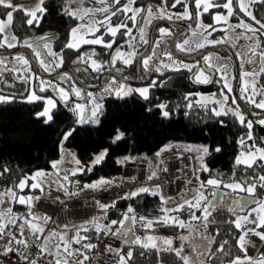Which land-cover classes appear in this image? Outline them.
<instances>
[{"label":"trees","instance_id":"obj_1","mask_svg":"<svg viewBox=\"0 0 264 264\" xmlns=\"http://www.w3.org/2000/svg\"><path fill=\"white\" fill-rule=\"evenodd\" d=\"M125 1L121 0V5L125 4ZM108 3L112 4V8L116 7L112 0H108ZM217 3H223V0H218ZM186 4L189 6V12L193 14V19H176L175 15L167 11L168 14L173 15L172 20L154 18L151 24L145 25L143 17L147 16V11H143L141 15L137 16V26L128 21V25L132 29L131 36L122 35L121 33L125 30L121 29L115 37L116 42L111 49L93 45L82 46L77 50L65 48L66 43L69 42L71 29L77 27L81 21L64 13L68 9L74 10L81 7L79 0H71V2L70 0H43L41 6L45 12L42 16L38 12L37 16L40 17L38 25L35 23L32 26L27 25L26 20L29 17H26L23 11L14 12L10 29L18 42L27 40L35 45L42 38H50L52 52L63 59L61 67H55L54 70L71 69L78 83L87 86V81H95L96 79V77L88 75V58L101 63L102 69L105 70L110 67L123 66V61L120 59H117L115 64L111 61L110 54L114 55L117 48L125 53L133 51L138 55L143 53L146 44L140 42V27L145 28L144 35L147 40L149 29L157 20L181 22L186 26L187 31L176 39L175 44L182 42L189 34H192L196 27L194 0H188ZM134 6L142 9L151 7L154 15H158L161 8L165 9L164 0H135ZM83 7L99 8L101 5L94 3L93 0H85ZM233 7L236 12V15L231 17L233 23H236L240 18L245 21L249 20L239 11L237 2L234 3ZM8 11L11 9L0 7V19L5 20ZM171 11L182 13L184 6L177 5ZM217 11H221V8L211 9L209 13L202 15L204 23L211 24V16ZM252 13L257 20L264 21V4H254ZM103 18L101 13H96V19L102 20ZM123 20H125V16L118 13L117 16L112 17V24H119ZM162 27H166L172 36L180 30V27L176 25L157 24L153 29L152 44L160 36L159 29ZM235 32L243 34L241 30L235 28L215 32L210 36H201L207 41H224V43H212L206 47L211 48L228 43L227 36ZM96 35L103 36L105 42L113 39L106 34V28H100ZM250 35L252 36V34ZM255 36L262 45L261 35L256 34ZM1 41L2 35L0 33ZM234 46L237 48L236 44ZM34 48V53L30 49H26L44 74L40 65V59H43L42 50L40 46ZM231 48L233 49V47ZM17 49H19V45L12 48L3 46L0 47V52ZM261 50V48H257V51ZM93 52L95 55L90 57L89 54ZM216 52L222 56L231 57L230 52L225 48H220ZM80 56H83L84 59L80 60ZM136 56L133 57L132 63L127 66L129 70L126 72V79L134 78L133 62ZM158 56L155 55L151 62L158 63L155 60ZM201 58L202 55L184 62L200 61ZM54 59L56 58L54 57ZM142 60L138 62V82L135 85L150 86L148 98H142L137 93L131 92L123 98L105 99L102 112L98 117V124L95 127L89 124L75 125L72 113L60 103L51 111L52 120L45 123L46 119L38 116V113L44 109V101H26L27 93L24 91V84L19 82L16 75L5 72L0 65V93L10 98V100L0 101V192L8 189L17 190L22 179H27V186L22 192H35L36 189L30 190L32 184L30 176L38 171H50L52 169V163L60 158V144L64 134L71 132V136L64 141V146L73 151L76 161L78 160L80 167L85 169V171H78L69 177L70 184L67 190L71 192H78L86 184L99 179L112 180L121 176L125 165L129 163L144 165L146 167L145 174L152 176L155 172L154 177H156L161 166V160L157 153L161 148L165 146L185 148L188 145H193L209 149L205 157L207 171L197 173L198 183H203L208 187L207 180L216 179L220 182L219 187H217L219 190H222L225 184L233 182L245 186L255 183L257 188L251 198L255 201L263 199L264 187L259 186L258 177L264 175V160H256L252 168L236 165L235 161L241 153L248 152L253 147L264 149V125H261L259 120H251L242 107H240V111L245 116V124H241L233 112L217 116L212 112L211 106L196 103V93H217L222 90V78L217 72H215L212 83L204 87L195 85L194 81L190 80L191 72L183 69L157 71L151 68L140 73L139 68ZM29 71L34 73L33 87L35 89L37 79L40 78L35 75V69L30 62ZM153 81L156 82L155 85H153ZM256 86L262 88L259 84ZM239 87L240 78L236 87L237 93H239ZM247 93H245L242 101L248 106L252 114L263 113L264 110L259 111L248 102ZM260 98V95L256 96V100ZM232 100L233 96L228 100L227 108H229V101ZM159 105H165V108L161 109ZM163 111H167L169 115L165 117ZM249 121L252 122L251 130L246 127V123ZM249 131H251V140L247 138ZM119 133H123L122 138L113 143ZM241 140L244 142L247 140V142L241 145ZM217 148L220 151H216ZM105 151L107 155L104 160L99 164H93L94 159ZM126 157L127 160H125ZM118 161L123 162L118 163ZM88 168L92 170L87 171ZM254 204L256 203H252L246 208ZM16 207L14 202V209ZM129 207L134 210L132 213H128ZM162 209H164V199L161 200L160 194L140 193L135 197L129 196L124 200L117 201L106 210L94 208V215L89 221L100 218L101 225L117 227L118 223L112 224V221L123 220L127 214L128 216H135L137 221H141V223H136L133 226L137 234L145 235L147 231H150L158 236L170 237L173 241L179 239L185 232L184 227L155 223V221L163 218ZM229 209L227 206H220L216 203V209L212 211V215L209 217V220L213 222L209 223L207 229L202 224L200 229L204 235H196V240L206 237L212 241L208 253L203 258L205 264H219L221 261H225L227 256L234 254L241 232L231 223L237 219L239 214L235 211H229ZM22 217L29 219V207H25L18 218ZM140 217H144L145 220H140ZM147 220L154 221L150 229L142 226ZM17 222L23 223V219H19ZM130 228L131 225L120 226L118 233L120 238L128 237ZM123 231L125 234H121ZM260 231L264 232V229H260ZM82 234L86 239H82L76 247L82 246L84 243L94 245L98 240L107 237L108 232L101 228L97 232L95 226H91L88 231H83ZM224 241L227 243L225 244ZM221 245H223L222 251L218 250ZM129 251L132 252L131 259H127ZM52 253L55 255L57 253L59 255L67 254L61 248H57L56 252ZM121 256L125 257L128 264H183V259L177 256L175 251H158L156 248H144L141 244L129 242L120 243L114 259Z\"/></svg>","mask_w":264,"mask_h":264},{"label":"snow or ice","instance_id":"obj_2","mask_svg":"<svg viewBox=\"0 0 264 264\" xmlns=\"http://www.w3.org/2000/svg\"><path fill=\"white\" fill-rule=\"evenodd\" d=\"M71 2V0H70ZM81 7L76 8V9H68L65 11L64 14L72 17L73 19H79L81 21V23L77 26V27H73L71 29V35H72V39L71 41H69L68 43H66L65 48L67 49H79V47L82 44H91V45H102L105 48L111 49L113 48V45L115 44V37L117 36L118 33H120L121 29H124L125 31L123 33H121L122 35H128L131 36V32L132 29L129 27L128 25V21L132 22V25L137 26L138 22H137V16L141 15V13L143 11H147V16L143 17L144 19V23L145 25L151 24L152 19L156 18V19H169L172 20L174 17L173 15L168 14L167 10L164 8H161L158 12V15H154L153 13V9L151 7L147 8V9H142V8H138V7H133L135 0H127L126 4L121 5V0H112V3L116 5L115 8H112V4L108 3V0H93L94 3H98L101 5V7L99 8H86L83 7V3L84 0H79ZM238 2V6H239V11L242 12L245 16H247L250 20L254 21L255 24L259 25V28L253 27L252 24L246 23L243 20L240 21V23L236 24V25H232L229 24V18L233 17L234 15H236V12L234 11V3ZM43 4V0H40V4L37 5V7L34 10H27V9H22L20 8V6L18 5H13L10 0H0V7H3L5 9H11V11H8L6 13V20H2L0 19V33H3L5 31V28L9 25L12 24L13 22V13L17 12V11H23L26 17H29L26 20L27 25L32 26L34 23L35 24H39L40 23V17L37 16V13H41V16L43 15V13L45 12V9L41 6ZM194 4H195V8H196V12H195V19L198 21L196 24V28L197 29H202L204 31H207V28H211L212 31H216V27H214V25H207L205 26L202 22H200V16L203 13H209V10L211 8H223L226 10V15L225 14H216L213 16V21L214 24H227L229 29H235V28H242L244 29L246 32L248 33H252V36H245V39H252L253 36H255L258 32L260 33V35H264V21L261 20H257V18L253 15L252 11L250 10V5L252 4H264V0H247V3L245 2V0H223V3H217L216 0H194ZM177 5H183L184 6V12L183 13H177L175 14V18L176 19H193V14L189 12L188 10V5L185 4L184 0H174V3L171 4L172 8H175ZM111 9V11H110ZM202 9V11H201ZM96 13H101L103 15V20H98L95 19V15ZM119 14H123L125 16V20L121 21L119 24H112V17L117 16ZM129 13H131V15H129ZM85 21H87V23H85ZM100 28H106V34L111 35V37H113V39L111 41L105 42L103 39V36H97L96 33L100 31ZM140 31V42L147 44L148 40L145 39V28L144 27H140L139 28ZM160 32V36L161 38L165 37V36H169L171 35V33L166 29V28H160L159 29ZM208 35H211V32L207 33ZM198 35H202L201 32H197V31H193L191 36H189L186 39H183L182 43H177L175 45V47L180 50V51H186L189 50L186 48V46H188L190 43L194 45L195 49H200L203 48L205 46L204 43H201L199 40H193V37H196ZM241 34H237L238 38ZM92 37V38H87V37ZM12 40H15L16 37L13 36L11 38ZM43 39V38H42ZM207 43H224L223 40L220 41H206ZM7 44V47L12 48L15 47L16 45L8 42L7 38L5 39V41L0 42V47H3L4 44ZM25 46L31 48L32 45L28 42H25ZM157 46H159V44H157ZM44 47L46 49H48V53L51 56H54L56 59L54 61L55 63V67L59 68L61 67L62 63H63V59L62 57L57 56L56 53L52 52L49 44L45 43ZM129 47H131V44H129ZM260 42L257 41L255 48H250L249 51L252 52L253 55L256 54L255 49L256 48H260ZM35 51V50H34ZM95 53H91L89 54V56H94ZM111 55V61L113 64H115V62L117 61V59H120L123 61V63L125 65H129L132 63L133 61V57L138 55L135 51L133 52H128L125 53L123 51H121L119 48L116 49L115 54H110ZM165 55L168 56L169 59H172L171 57V53H165ZM260 56L262 61H264V51L260 52ZM80 60H83L84 57L80 56L79 57ZM143 59V65L144 67L147 69L149 67L150 61L152 60L151 56H147L142 58ZM17 63L18 64H22V65H28L29 61L27 59H25L22 55H19L16 57ZM204 61L205 64L207 65L208 69H215V71L220 72L221 68L220 67H216V65H214L211 62V58L208 56L204 57ZM0 63H3V61H0ZM40 64L41 67H43L45 69V71L49 70V63L44 61V60H40ZM91 66L93 68L94 71H100L102 70L103 65L98 63L95 60L91 61ZM163 67L167 68L169 67V65L165 64L163 65ZM180 67L183 68H188L189 70H191V67L189 65H178L175 67V70H179ZM157 71H159V69H157ZM260 73H264V67L261 68ZM260 73H244L245 77L248 76H252V77H256L258 75H260ZM225 74H226V68H225ZM196 81L199 83H209L210 82V78L208 75L205 74L204 70H199L196 73ZM153 85H155V81L152 82ZM224 87L229 88L230 86L225 83ZM45 86L43 84H41L40 86V91L44 92ZM60 97V100L65 102V104L68 103L69 101V96L70 94H74L77 97L81 96V91L76 89L75 87L71 88V93L69 91H66L64 88H57L55 89ZM112 91V89L106 88L105 92L106 93H110ZM133 91V89H127V91H124V86L121 85V88L117 90V95H126L129 94ZM135 91H138L139 94L144 97L145 99L148 98V88H142V89H136ZM243 92H248V87L245 86L242 89ZM252 93L253 95L248 96V102L254 104V106L256 108L259 109H264V100H260L259 102L256 101L255 99V95H256V89H255V84L253 83L252 85ZM91 99H95V97H92L91 94H89ZM5 98L0 96V100H4ZM29 101H36V100H40V99H44L40 96H37L35 93L31 94L28 97ZM227 97H224V101H220L219 103H224L227 101ZM233 103H235V101H233ZM45 104L46 106L44 107L43 111L38 113L39 117H46L47 119L45 120V123L49 122L52 120V114H51V109L56 107V103L54 102V100L52 98H47L45 99ZM159 107L161 109L165 108V105H159ZM101 105L99 104H93L92 108H91V115L90 117L86 118L85 117V108L83 105L77 104L75 106L74 109H71L72 111L76 112L79 116V123H87L89 122V119L91 120V122L95 123L97 122V120L95 119L97 117V113L100 110ZM227 112H233V114L239 119L241 124H245V118L243 116V114H241L239 111H233L231 108H229L227 110ZM227 112H222V111H215V115L220 116L222 114H227ZM163 115L165 117H167L169 115V113L167 111H163ZM259 123L261 125H264V119H261L259 121ZM246 127L251 130L252 129V122H247L246 123ZM71 132H68L66 134H64L63 139L67 140L69 138V136H71ZM123 136V133H119L116 137L115 140L113 141V143H115L116 141H119ZM249 140L252 138L251 137V131H249L248 133V137ZM241 145L244 144V140L240 141ZM190 150V149H189ZM201 151L206 155L209 152L208 148H202ZM216 151H220L219 148L216 149ZM256 153H259V159L260 160H264V149H259L256 148L255 149ZM107 155V152H102L100 153L96 159L93 161V164H99L101 163V161L104 160L105 156ZM128 158L126 157L125 160H127ZM202 159V157H201ZM256 155L250 150L248 152L247 155H245L244 153H241L240 156H238L236 158V165H241L244 164L247 168H252L254 163L256 162ZM123 161H118V163H122ZM76 164L79 165V161H75ZM53 168L57 167V162H53L52 164ZM91 168H88L87 171H91ZM205 171H207V169H203ZM78 171H85V169L83 167L77 168L76 170H74L72 172V175H75L76 172ZM43 173L42 172H37L36 176H42ZM155 176V172H153L152 176L149 177V179H152ZM64 179L67 180L68 176L65 175ZM258 181H259V186L260 187H264V175L259 176L258 177ZM99 184H105L108 183L107 181H100L98 182ZM207 185H211L214 187H219L220 182L217 181L216 179H209L207 180ZM27 185V179H22L19 182L18 187L23 190L24 187ZM61 188H63V184L59 185ZM205 185L202 183L201 184V188H203ZM40 185L38 183H33L31 184V188L33 189H37L39 188ZM85 187H97L96 184L93 185H86ZM224 187L227 188H231L234 191H243V192H247L249 194V196L254 195L255 190L257 188V184L255 183H250L247 186L245 185H241L240 183H233V184H227L224 185ZM42 191V188L40 189ZM65 191H67V189H65ZM140 193H150L152 195H157L158 193L156 191H151L148 188H144L141 187L137 192H132L130 194V196L135 197L137 195H139ZM3 195H10L15 197V193H13L11 190H9L7 193H0V197H2ZM69 195H73V193H69ZM125 198H128L127 196ZM213 198L215 199V193H213ZM39 197H19L18 202L20 204H26L29 209H31V205L33 200H38ZM195 199V202L193 203V201H184L183 204L178 205L175 209H162V211L165 213V216L162 219H159L157 221H155V223H159V224H163L166 226H175L178 225L179 227L183 228L185 227V224L183 221L179 220L178 217H172L167 215L168 212L170 211H176L179 212L181 211L185 206H187V208L189 210L192 209H197L200 210L202 212V216H197L195 214V212H192V219L194 220H202L203 222V227L205 229L208 228L209 223H212L213 221L209 220V217L212 215V211H214L216 209V205L212 203L211 200H207L203 194H199ZM161 200L163 201V197H161ZM2 202V201H0ZM238 206L240 207L241 210H243L244 208L247 207L249 201H245V200H241L238 201ZM251 203H256L258 204V208H253L250 209L248 212V215L246 216H242V217H238L235 221H232L231 223H233L235 225V227L237 229H240L242 227V223H251L253 225H255V227L253 229H250L249 231L252 232L253 235H257L260 237L261 240H264V232H259L256 231V229H264V215H261V213H264V202H260V201H251ZM102 210H106V208L108 206L105 205H101L100 206ZM134 210L129 207L128 208V213H132ZM229 211H235L234 209L230 208ZM256 213V217L253 219L252 214ZM29 215L32 216V219H28L27 217H22V218H18V217H14L11 215V209L8 210L7 213L5 214H0V240H3L4 246L2 248V250H0V254L3 255H8L9 253H15L17 256H19L22 260L26 261L27 264H37V262L35 260H29V255L26 251H22L19 248H14L12 245L16 244V245H21L22 248L24 250H27L30 245L27 241L26 238H18L17 235L12 232L10 230V226L15 227L19 230L20 233V237H26V229H28L29 231H31L32 236L35 240H40V236L37 235L38 233H43L44 229L42 227H40L39 225H37L36 223H33V220H39V219H43L44 223H47L48 219H50L49 217H44V218H40V217H35L34 215L31 214V212H29ZM5 216L8 217L7 219V223H3L2 221L4 220ZM19 219H23V223H18L17 221ZM125 220H131L133 223L136 222V217L135 216H128L127 214H125L124 217ZM140 220L144 221L145 218L144 217H140ZM121 224L123 225L124 220H120V221H112V224ZM154 221L151 220H147L143 226L145 228H151L153 225ZM93 224L97 230V232L100 231V225L97 224L95 221H93ZM83 231H88L87 228H83ZM117 233H113V235H116ZM247 233H245L244 235H241L239 237V242H240V248L241 250H244V244H245V236ZM78 238H76L74 240L75 243H80L81 239H86V237H80L79 233H77ZM61 240H63V236L60 237ZM47 239V238H46ZM182 240H188L189 237L184 236L181 237ZM204 239H207L206 237ZM154 238L149 236L146 237V242L141 243V240L139 237H136L134 240L131 241V243L133 244H141L142 247L144 248H157L156 243L153 242ZM212 241H208V243H211ZM164 243L166 245H168V248L164 249V251H175L177 256H181V252L182 249H173L171 247L172 245V241L171 240H165ZM224 243L226 244L227 241H224ZM57 247L59 248L60 245H57ZM85 248H93L94 245L91 244H86L84 245ZM198 245H194L192 251H197L198 250ZM70 249V245L68 243L64 244V251L67 253L68 256L73 255V253L69 250ZM40 252L43 253L46 250V245L45 246H40L39 248ZM158 251H160V249L157 248ZM220 251L223 250V245H221L220 249H218ZM57 255H59V253H57ZM132 258V252L129 251L127 253V259H131ZM181 258L183 259V264H195L194 261H190V258L186 255L181 256ZM85 259H87V257H85ZM245 260L247 261V264H264V256L261 257V259L259 261L253 262L251 261L249 258L245 257ZM56 264H61V260L57 259L56 260ZM64 264H68V261L65 260ZM120 264H126V260L125 257H121L120 260ZM231 264H244V262H242L240 260V258L238 257L236 260L231 261Z\"/></svg>","mask_w":264,"mask_h":264},{"label":"rangeland","instance_id":"obj_3","mask_svg":"<svg viewBox=\"0 0 264 264\" xmlns=\"http://www.w3.org/2000/svg\"><path fill=\"white\" fill-rule=\"evenodd\" d=\"M34 1L37 2L39 0H32V2H34ZM185 1L186 0H184V2ZM126 3H127V1H125V4ZM170 3L171 4L174 3V0H172ZM37 5L33 6L34 8L31 10H34L37 7ZM133 7H135V6L133 5ZM129 15H131V13H129ZM95 19H96V15H95ZM162 28H166V27H162ZM237 34L238 33H236V32L234 34L230 33L229 36H227L228 43H226V45H228V46L230 45L231 47H233L232 50L236 56V59H237L238 65H239V69H240V87H239V93H237V94H238V97L242 100V98L245 97V93H246V92H243L242 89L245 86H247L248 87V93L246 94V97L253 95L252 85L254 83L255 89H256L255 99H256V96L258 94L261 97L260 99L256 100L257 102H259L260 100H264V87H262L260 89V88H257L256 85L257 84L260 85V82H259L260 78L262 75H264V73H260L261 68L264 67V61H262L261 56H260V51H257V48L255 49V51H256L255 55H253L252 52L249 51L250 48H255L256 42L258 40L256 37H252V39H245L244 38L245 36H251L250 34L239 33V34H241L239 36V38H238ZM1 35H2V41L1 42L5 41V39L7 38L8 42H11L15 45H19V48L30 49L33 53L35 50L34 47L40 46V48L42 50V56H43V59H40V60L47 61L50 65L48 71H45V69L42 67L44 74L45 75H51V74L56 72V70H54L55 69L54 56L49 55L48 49H46L44 47L45 43L49 44V46L51 45V39L50 38L41 39L38 42H36L37 44H35V45L31 44L27 40H22V41L18 42V41H16V39L15 40L11 39L13 37V34L11 32L10 25L5 28V31L3 33H1ZM189 36H191V34H189L186 38H188ZM193 40L194 41L199 40L201 43H204L205 46L203 48H200V49H195L194 45L190 43L188 46H186V48L189 49L186 51H180L175 47L176 53H178L180 55L193 54V53H196L200 50L206 49L207 46L212 44V43H207L206 42L207 40L205 38L203 39V36H201V35L193 37ZM25 42L30 43L32 45V47L31 48L26 47ZM238 42H240V43H238ZM179 43H182V42H179ZM235 44H236L237 48H235V46H234ZM220 45H222V44H220ZM4 46L7 47V44L5 43ZM170 52L168 51V53H170ZM19 55H22L25 59H27L26 56L22 52L16 53V54L11 55V56H0V61H3V63H0V65H1V68L5 70V72L12 73L13 75L17 76L18 80L24 81L25 87H26L25 93H27L25 100L29 101L28 97L31 94L35 93L37 96L44 98V99H40V100L44 101V107H45L46 106L45 99L52 98L54 100V102L56 103V105L58 103H60L62 106H65L69 109V111L72 113V115L74 117L75 125L89 124V125L95 127L98 124V117L102 112L103 101L105 99H107V98H123L126 95H128V94L117 95V90L121 88V85L124 86V91H127V89L130 88V89H133L132 92H138L135 90L148 87L146 85L145 86H141V85L139 86V85H135V84L131 85V84L122 82V81H120V80H118L112 76H103L100 80V83H98L97 82L98 77L101 74H103L104 72H108V71L115 73L120 78L126 79L127 78L126 72L129 70V68L127 67L128 65H125L123 63L122 67H117V68L116 67H112V68L110 67L109 69H105V70L102 69L100 71H94L92 66H91L92 59L88 58L87 59L88 60V68H89L88 75H90V77H96L95 81H87V84H88L87 86L92 87L91 89L86 90V89L81 88L79 85L75 84L72 81V79L66 74H62L59 78H57L55 80L54 79L43 80L42 78L39 77L40 79H37V85H36L37 89L36 88L34 89V87H33V76L34 75H33V73H30V71H29V63H28V65L18 64L16 57ZM155 55L161 56V59L159 56H158V58L156 57V59H155L156 62H158V63L155 62L156 64H154L151 62L152 61L151 60L149 67L146 69L143 65V60H142L141 64H140V68H139L140 73L142 71L146 72L151 68L156 69V70L159 69V71H162V70L177 71V70H175V67L183 64V65H189L191 67V70H189L188 68L187 69L192 73L191 74L192 81H194L195 83H198V84H206V83H199L196 81V73L199 70H204V68H206L207 70H213L214 72H217V71H215L214 68L208 69L207 65L205 64L204 57L208 56L211 58V62L214 65H216V67L221 68V71L217 72V74L222 78V81H221L222 84L226 78L230 77V75L233 76V70H232L233 59H232V57H225V56L218 54L217 52L216 53H214V52L206 53V54L202 55V58H201L202 60L195 61V63H192V62L187 63V62L180 61V60L178 61L172 55H171L172 59H169L168 56H165V58H164V54H161L160 50L159 49L156 50V46H153V48L151 49L148 56H151L153 59V57ZM222 57L224 59L227 58V61L229 62L228 65H224V62L220 59ZM201 63H202V66L200 65ZM165 64L169 65V67H167V68L163 67V65H165ZM230 65H231V67H230ZM202 67H204V68H202ZM225 68H226V74H225ZM180 69H184V68L180 67L179 70ZM244 73H260V75H258L256 77H252V76L245 77ZM92 74H95V75H92ZM96 74H98V75L96 76ZM205 74L208 75L206 72H205ZM234 80H235V76H234ZM41 84H43L45 86L46 90L44 92L40 91ZM72 87H75L76 89L80 90L81 96L77 97L74 94H70L69 101L67 104H65V102L60 100L59 94L55 89L64 88L66 91H69L71 93ZM109 87L112 89V91L110 93H106L105 89L109 88ZM223 88H224V84H223ZM225 89L228 91V88H225ZM249 90H250V92H249ZM231 91H232L231 96H233L232 101H235V103H233L234 104L233 106L229 105V108H231L233 111H239L240 113H242L240 111L241 106L238 104V102L234 96L233 88ZM224 92H225V90L222 91V96L226 97L228 94L226 92L225 93ZM89 94H91L92 97H95V99L94 100L91 99ZM0 96L4 97L5 98L4 100H10V98H8L6 95H4L2 93H0ZM216 96H217V98H216ZM220 97H221L220 95L218 96L217 94H215L214 100L212 99L213 102H211L210 104H206V105H209V106H211V109H214L215 108L214 105L217 103V101L219 100ZM0 101H2V100H0ZM77 104L84 106L86 118L90 117L91 108H92L93 104L101 105V108L97 113V117L95 118L97 120V122L93 123L89 119V122H87V123H79L78 122V120H79L78 114L71 110V109H74ZM252 105L254 106V104H252ZM257 109L259 111L264 110V109H259V108H257ZM51 111H52V109H51ZM44 118L47 119L46 117H44ZM64 141L65 140L63 139L61 144H60V158H59V160L55 161V162H57V167L56 168L52 167V169L50 171H38V172L43 173L42 176L37 177L36 176L37 172L35 174H33L32 176H30V179L32 180V184L38 183L40 185V187L37 188L35 192L23 193L22 191L26 188L27 185L24 187L23 190H21L18 187L17 190L8 189V190H3L0 192V193H7L9 190H11L13 193H15V197L10 196V195H3L2 197H0V201H2V202H0V214H5L8 212L9 209H11V215L14 217H19L20 213L24 209V207H21V206H27L26 204H20L18 202L19 197H21V196H23V197H39L38 200H33L32 205H31V209H29V212H31V214L34 215L35 217L44 218V217H46L45 215H43L41 213H37L35 210V207L38 205L39 202H45V203H49L52 205H57V204L63 202L64 200L71 198L72 196L81 195V193H78V192H75V193L73 192V195H69L68 191H65V189H67L68 185L70 184L69 177L72 176V172L74 171L73 168L77 167L79 165L75 163L76 159H75L73 151L70 149H67L64 146ZM260 149H262V148H260ZM251 151L252 152L254 151L253 148L251 149ZM248 152H244V154L247 155ZM176 155L177 154L172 153L167 158H170V157H173ZM65 175L68 176L67 180L64 179ZM102 180L107 181L108 183L99 184L98 182H100ZM190 182L191 183L189 185L188 191L185 192L184 194H180V195L176 196L175 198L168 199L165 195L161 194L163 196V199H164V209H175L178 205L183 204L184 201H186V200L187 201H193V203H194L195 202L194 198H196L199 194H203V196L207 200H211L212 203L215 205H216V203H218L221 206H223V205L229 206L228 199H227L228 197H225L222 194L221 190H219L217 187H215V189H212L213 191H208L207 189L213 188L214 186L208 185V187L204 186L203 188H201V186H199L197 184L198 181L196 178L193 180L191 179ZM121 183H122V177L119 176V177L114 178L112 180L99 179L95 182L88 184V185H93V184L97 185V187H90L87 191V192L95 191L94 196L90 197V202H91L93 208L101 209V207H100L101 205L99 204V202L96 198L98 191H103V192L107 193V191H108L107 189H109V187H119V186H121ZM60 184H63L64 187L61 188L59 186ZM41 188H42V191L40 190ZM30 190H34V189L31 188V186H30ZM134 190H136V189H134ZM137 191H138V189H137ZM137 191H135V192H137ZM213 193H215V197H216L215 199L213 198ZM14 202L17 205L16 209H14ZM105 206H108L107 208H109L111 205L107 204ZM229 207H231V206H229ZM192 212H195V214L197 216H202V212L200 210H197V209L189 210L187 208V206H185L179 212L170 211L167 213V215L172 216V217H178L179 220L184 222L185 232L181 237H184V236L189 237L188 240H183L184 243L187 244L188 246L193 245V243H195V240H196L191 235L192 231H195L196 235H198V236L204 235L202 233V230L200 229L201 225L203 224L202 220L192 219ZM164 216H165V213H164ZM7 219H8V217L5 216V218L2 222L7 223ZM29 219L30 220L32 219L31 215H29ZM98 220H99L98 222H96V220H95V222L101 226L100 228L104 229L105 231H108L106 226H104L103 224L101 225V219L98 218ZM123 220H124L123 225L125 224V227L131 225V228L128 230V237L126 239H121L123 243H126V242L131 243V241L134 240L136 237H139L141 240V243H144V242H146V237L151 236L154 238L153 242L156 243L158 249H165V247L168 248V245H166L164 243L165 240H171L172 241L171 247L173 249H175L176 244H177L176 240L173 241V239L170 237H163V236L155 235L154 233H152L150 231H147L145 235L137 234L136 231L134 230L133 226L136 223H141V221L136 220V222L133 223L131 220H125L124 218H123ZM33 223H36L37 225L42 227L44 230H46L49 227L47 229V236H46L47 239L45 238V240H44V246L46 245V249H48L50 251L52 249H54L55 245H57V243H58L57 241L59 239H61L60 238L61 235L65 237L64 234L66 232H68L70 228H76V226H73V225H72V227H65L64 228L62 226H58L56 223L50 224L49 219H48L47 223H44L43 219L33 220ZM75 230L76 229H74V236L76 237ZM257 231L262 232V231H260V229H258ZM115 233H117V234L113 235V236L118 237V239H119L120 238V236L118 235L119 232L116 231ZM64 237H63V240H64ZM181 237H180V239H181ZM181 249L183 250L184 247H182ZM203 258L204 257L202 255H200L198 257V261L204 263Z\"/></svg>","mask_w":264,"mask_h":264},{"label":"crops","instance_id":"obj_4","mask_svg":"<svg viewBox=\"0 0 264 264\" xmlns=\"http://www.w3.org/2000/svg\"><path fill=\"white\" fill-rule=\"evenodd\" d=\"M171 1L172 0H164V7H165V9L168 12H170L173 15H175L177 13H173L171 11L172 10L171 3H170ZM217 1L218 0H216V2ZM10 2L13 5H18V6H20V8L27 9V10H31V9L34 8L33 6H36L37 4H40V0L37 1V2L36 1L32 2V0H10ZM187 2H188V0L185 1V4ZM245 2L247 3V0H245ZM237 5H238V2H237ZM253 5L254 4L250 5V10L251 11H252V6ZM194 7H195V4H194ZM211 9H214V8H211ZM238 9H239V6H238ZM195 10H196V8H195ZM201 11H202V9H201ZM204 14H207V13H203L202 15H204ZM216 14H225L226 15V10L223 9V8H221V11H217V12L213 13L212 16H211V21H212L211 24L204 23V21L202 19V15L200 16V22H202L205 26H207V25H214V27H216V29H217L216 31H212L211 28H207V31H204L202 29H197L196 27H195V31L201 32L202 35L210 36V35L207 34L208 32H211V34H213L215 32L224 31V30L229 29L227 24H214L213 16L216 15ZM241 20H243V19L240 18L236 23H233L232 20H231V17H230L228 23L229 24H232V25H236V24L240 23ZM243 21L246 22V23L252 24L253 27L259 28V25L255 24V22L252 21V20H250V19L248 21H245V20H243ZM197 22L198 21L196 20V24H197ZM238 29L241 30V32H243L244 34H252V33L246 32L242 28H238ZM257 35H260V33L258 32ZM253 37H256V36H253ZM261 37H262V45H261L260 48L262 49L261 51H264V35H261ZM87 38H92V37L89 36ZM171 38H172V35L165 36L163 38H161V36H159L156 39V41L152 44L151 49L153 48V46H156V50L159 49L160 52H161V54H164V58H165V56H167V55H165V53H168V51L169 52L171 51L170 50ZM71 39H72V35H71V32H70L69 41H71ZM157 44H159V46H157ZM86 45H91V44H82L80 47L86 46ZM93 46H102V45H93ZM73 50H77V49H73ZM170 53L173 56L172 52H170ZM214 53H216V52H214ZM160 59H161V56H160ZM220 59L224 62V65H228L229 64V62L227 61V58L224 59L222 57ZM192 63H195V62H192ZM230 67H231V65H230ZM183 70H186L187 72H190L187 68H184ZM232 70H233V76L230 75V77L226 78L223 81V84L225 85V83H227L230 86V89L231 90H232V88L234 86V76H235L234 63L232 65ZM223 84H222V86H223ZM147 88H148V93H149L150 86H148ZM225 88L226 87L222 88L223 90H221V91H219L217 93H215V92H208V93H201V92H199V93H196L195 94L196 95V98H197L196 99V103L205 104V105L206 104H210L214 100V95L217 94L218 96L220 95L221 97L219 98V100L217 101V103L214 105L215 108L212 109V112L214 114H215V111L227 112V110H228V108H227V106H228V100L230 99V97H232L231 96V92L232 91L229 90V88H228V91H227ZM224 90L228 94L226 96L228 99L224 103H219L220 101H224V96H222V91H224ZM135 93H137L139 96H141L138 92H135ZM142 98H144V97H142ZM28 102H30V101H28ZM32 102H35V101H32ZM229 102H230L229 105H232V106L234 105L233 104V101H229ZM241 114H243V113H241ZM222 115H224V114H222ZM243 116H244V114H243ZM238 121H239V119H238ZM245 142H247V140ZM202 148H205V147L193 146V145H188L185 148H180L178 146H165V147L161 148L158 151L157 156L160 158V160H161V166H162L163 161L167 157H169L170 154H172V153H175V154L185 153L186 155H188L189 160H190V171H191V178H190V180L191 179L193 180V179L196 178L197 173L202 172V171H205L203 169L206 168V166H205V157H206V155L201 151ZM256 148H258V147H253V150H254L253 153L257 157L256 160H260L258 158L259 157V154L255 152V149ZM201 157H202V159H201ZM241 165L245 166L244 164H241ZM136 166L140 167L139 169L143 168L146 171V167L144 165H139V164L135 165V164H131V163L125 165L124 172L121 175V177H122L121 186H119V187H109V189H107L108 190L107 192H112V191L120 190V189H123V188H129L130 189V192L132 193V192L137 191V189L139 190L141 187H144V188L150 189L151 191H156L158 194L161 195L162 193H160L161 191H160L159 187L156 185V182H155L156 177H153L152 179H149L150 176H148V174L146 173L143 180L142 179H139L138 176H137V174H136L135 168H133V167H136ZM161 166H160V168H161ZM77 168H80V165L77 166V167H74L73 170H76ZM160 168H159V170H160ZM115 178H117V177H115ZM197 184L199 186H201L200 183L197 182ZM229 184H233V183H229ZM86 185H88V184H86ZM85 186L80 191H78V193H81V195L72 196L71 198H73V197L74 198H87L90 201V197L91 196H94L95 191H89V192H87L90 187H85ZM134 189H136V190H134ZM212 189H215V187L209 188L207 190L208 191H213ZM67 191H68V193H73V192H71L69 190H67ZM221 192H222V194L225 197H228L227 198L228 199V203H229V206H231V207H229V206H227V207L234 209L235 212H237L239 214L238 217L246 216V215H248V212H249L250 209L258 208V204H254V205H252L249 208H244L243 210L240 209V207L238 206V203L237 202L238 201H241V199L243 197H252V196H249V194L247 192L238 191V190L237 191H234L233 189L227 188V187H224V186H223V189L221 190ZM173 198H175V197H173ZM168 199H171V198H168ZM260 202H264V198L261 199ZM223 206H225V205H223ZM21 207H24L25 208V207H28V206H21ZM261 215H264V213H261ZM255 217H256V213H253L251 218L254 219ZM98 221L99 220L97 218L96 219V222H98ZM72 225L73 226H76V228H70L69 231L64 234L65 235V237L63 236L64 237V240L59 239L57 241L58 242L57 245H60L59 248H61V249H64V244L65 243H68L70 245V249L69 250L71 252L75 249V247L77 246V244H79V243H75L74 242V240L76 238H78L77 233H79V236L80 237H84V235L82 234V232H83L82 229L83 228H87L88 229L89 227L94 226V224H93V221H87V222H83V223H79V224H71V226L70 225H65V226H62V227H64V228L65 227H72ZM120 226H122V225L119 224V223H118V226L117 227H114L113 225L106 226V228L108 230L107 231L108 232V235L107 236H111V237L114 238L113 233H115L116 231L119 232ZM254 227H255V225H253L251 223H242V227L240 229H238V230L241 232V235H244L245 233H247L246 236H245V241L246 242L244 244V250H241V248H240V242H239V238H238L237 244H236V249L234 251V254L233 255H230V256H227V257L224 255V257H226L225 261H221L219 264H231V261L236 260L238 257L240 258V260L242 262H244V264H247V261L245 260V257L249 258L253 262H256V261H259L262 256H264V240H261L259 236L253 235L252 232L249 231L250 229H253ZM74 229H76L75 230L76 237L74 236ZM257 230L258 229H256V231ZM123 232H125V231H123ZM191 235L193 236V238L196 239V232L195 231H192L191 232ZM126 238H119V239L118 238H115L118 241V247L116 249V252H117L118 248L120 247V243L122 242L121 239H126ZM81 241H82V239L80 240V242ZM176 241H177V244L180 243V245L177 246V244H176L175 249H181L182 247H184L183 251L185 250L187 252L189 251V248L190 247L193 248V246L196 245L195 243H193V245H189L188 246L180 238L177 239ZM86 244L87 243H84V244H82V246H84ZM57 245H55L54 246V249L51 250L52 252H54V251L56 252V249L58 248ZM166 248L167 247H165V249ZM160 250H164V249H160ZM182 256H184V255H182ZM202 256L205 257L206 255H202ZM121 257L115 259L116 264H120ZM199 263L204 264L202 262H199ZM126 264H128L127 260H126Z\"/></svg>","mask_w":264,"mask_h":264},{"label":"built area","instance_id":"obj_5","mask_svg":"<svg viewBox=\"0 0 264 264\" xmlns=\"http://www.w3.org/2000/svg\"><path fill=\"white\" fill-rule=\"evenodd\" d=\"M133 168H135L138 178L143 180L145 170L143 168L139 169L140 167L138 166ZM190 178L189 157L185 153H180L163 161L155 182L163 195L173 198L188 191L191 183ZM130 194L129 188H123L107 193L99 191L96 198L100 205H112L117 201L124 200L126 196L129 197ZM35 210L37 213L49 217L50 224L56 223L58 226L87 222L94 215V208L87 198L73 197L57 205L39 202ZM47 229L43 233L37 234L41 237L40 240H35L28 229L25 230L26 237H20L19 230L10 226V230L18 238H26L30 245L27 250H24L21 245L13 244L12 246L26 251L29 255V260H35L37 264H56L57 259L61 260V264H64L65 260L68 261V264H116L114 256L118 247V241L111 236L98 240L91 249L78 246L72 251L73 255L71 256L67 254L55 255L48 249L41 253L39 248L40 246H44ZM4 243L3 240H0V250H2ZM0 264H27V262L15 253H9L8 255L0 254Z\"/></svg>","mask_w":264,"mask_h":264},{"label":"water","instance_id":"obj_6","mask_svg":"<svg viewBox=\"0 0 264 264\" xmlns=\"http://www.w3.org/2000/svg\"><path fill=\"white\" fill-rule=\"evenodd\" d=\"M157 24H168V25H176V26H179L181 27L180 30H178L177 32H175L172 36V39H171V44H170V50L174 56L175 59L177 60H181V61H185V60H190V59H193L195 57H198V56H201V55H204L206 53H209V52H216L217 50H219L220 48H225L227 49L229 52H230V55L233 59V63H234V67H235V80H234V86H233V92H234V96L238 102V104L246 111V113L248 114L249 118L253 121H258V120H261L264 118V112L259 114V115H253L252 112L250 111V109L248 108V106L238 97V94H237V90H236V87H237V83L239 81V78H240V69H239V65H238V62H237V59H236V56L232 50V48L226 44H222V45H218V46H214V47H211V48H206V49H203V50H200L196 53H193V54H188V55H180L178 53H176L175 51V42H176V39L186 33L187 31V28L184 24L178 22V21H168V20H157L156 22H154L150 29H149V32H148V43L146 44V47L143 51V53L137 55L134 59V62H133V71H134V78L133 79H123V78H120L118 77L115 73L113 72H104L103 74H101L98 79H97V82L100 83V80L103 76H112V77H115L116 79L122 81V82H125V83H128V84H131V85H134L138 82V70H137V66H138V62L139 60H141L142 58L144 57H147L148 54L150 53V50H151V47H152V33H153V29L154 27L157 25ZM19 52H22L23 54H25L26 58L29 60V62L33 65L34 69H35V72L36 74L42 78L43 80H51V79H54L55 77L65 73V72H68L71 77H72V81L79 85L81 88L83 89H91L92 87H87V86H83L81 85L80 83H78V81L76 80V77H75V74L71 71V70H64V71H57L51 75H44L41 73L40 71V68L38 66V64L33 60V58L31 57L29 51L25 48H19L17 50H13V51H7V52H0V56H11V55H14L16 53H19ZM158 58V57H157ZM202 66V63L200 64ZM204 68V67H202ZM204 71L210 75V82L209 83H206V84H198V83H195L193 82L195 85H199V86H209L214 77H215V72L213 70H207L206 68H204ZM192 74V73H191ZM191 74H190V80L191 79ZM260 86L261 87H264V75L261 76L260 78ZM243 200L245 201H249L248 205L249 206L251 204V201H253V199L251 197H243L242 198ZM241 199V200H242ZM122 234H125V232H123ZM208 239H201V240H195V244L198 245V250L197 251H192V247L189 248V252L193 255V261L195 262V264H201L198 262V253H201L202 255H206L209 251V248H210V243H208ZM180 245V243L177 244V246ZM189 252L187 251H183L181 252V256L182 255H186L189 257ZM180 256V257H181Z\"/></svg>","mask_w":264,"mask_h":264},{"label":"flooded vegetation","instance_id":"obj_7","mask_svg":"<svg viewBox=\"0 0 264 264\" xmlns=\"http://www.w3.org/2000/svg\"><path fill=\"white\" fill-rule=\"evenodd\" d=\"M181 23V22H180ZM183 24V23H182ZM180 29H181V27H180ZM37 48V47H36ZM25 55V54H24ZM32 57V56H31ZM28 60V59H27ZM29 61V60H28ZM39 66V65H38ZM40 68V67H39ZM64 70H71V69H62V70H56V72L57 71H64ZM72 71V70H71ZM42 73V72H41ZM43 74V73H42ZM63 74H66V75H68L71 79H72V77H71V75L68 73V72H65V73H63ZM33 75H34V73H33ZM35 75H37L36 74V72H35ZM45 75V74H44ZM62 75V74H61ZM61 75H59V76H57V77H55L54 78V80L55 79H57V78H59ZM38 76V75H37ZM29 78V77H28ZM209 78H210V75H209ZM34 79H35V76H33V84H34ZM19 82H21V83H23L24 84V91H26V87H25V83H24V81L23 80H19ZM189 252V251H188ZM199 255H201L200 253H198V256ZM189 258H190V261H193V255L189 252Z\"/></svg>","mask_w":264,"mask_h":264}]
</instances>
